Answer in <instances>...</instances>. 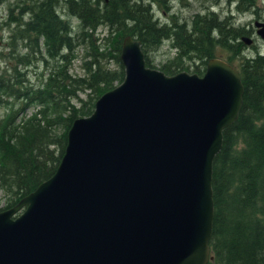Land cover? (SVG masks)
<instances>
[{"label":"water","instance_id":"95a60500","mask_svg":"<svg viewBox=\"0 0 264 264\" xmlns=\"http://www.w3.org/2000/svg\"><path fill=\"white\" fill-rule=\"evenodd\" d=\"M119 60L122 80L73 119L52 175L0 210V264L211 259V164L241 107L239 73L212 57L201 75H167L129 35Z\"/></svg>","mask_w":264,"mask_h":264},{"label":"trees","instance_id":"16d2710c","mask_svg":"<svg viewBox=\"0 0 264 264\" xmlns=\"http://www.w3.org/2000/svg\"><path fill=\"white\" fill-rule=\"evenodd\" d=\"M229 3L238 13L255 8V0ZM149 9L140 0H13L7 6L9 35L6 51L0 52L6 62L0 69V192L5 198L0 210L52 175L73 119L90 114L94 101L122 80V38L139 40L145 65L152 68L148 51L166 41L174 53L156 69L167 75H201L212 57L239 73L241 107L236 120L222 129L211 164V259L206 264H264V52L243 54L241 37H250L251 28L234 25L226 13L206 8L186 20L170 12L161 22ZM99 26L105 27L102 36L95 34ZM77 49L84 55L80 75L69 71ZM28 109L33 111L26 116Z\"/></svg>","mask_w":264,"mask_h":264},{"label":"rangeland","instance_id":"374dc122","mask_svg":"<svg viewBox=\"0 0 264 264\" xmlns=\"http://www.w3.org/2000/svg\"><path fill=\"white\" fill-rule=\"evenodd\" d=\"M13 0H3L0 2V52L6 51V48H4V44L7 40V36L9 35V30L7 24H5L6 19L8 18V10L7 6L11 4ZM148 0H143L141 3H146ZM168 1V5L165 3ZM225 0H221L219 3L214 2L212 8L210 7V3L212 0H162V2L165 4L163 5H156L155 7L152 6L149 9V13L151 14L152 18L158 19L161 22L164 21L167 14L170 12L176 13L180 16L182 19H189L195 12H203L204 7H207L208 9H211L215 12H217L220 15H224L225 13L228 15L230 12L231 14V22L235 25H242L245 28H251L252 31L249 34L250 37H252L251 44H246L245 48L243 50V54L245 55H251L255 52H264V42L256 36L253 29V22L255 20L257 21H264V0H255V8H253V12H243V13H237L233 9L234 4L229 3L228 5L225 4ZM207 3V4H206ZM172 4V5H171ZM212 5V4H211ZM162 7L168 8L169 11H166V9H162ZM202 7V8H201ZM217 7V8H216ZM13 13L16 14V11L14 10ZM14 14V15H15ZM27 16L24 15L23 19H26ZM233 20V21H232ZM72 21H74L72 19ZM75 22V21H74ZM73 22V23H74ZM12 26V24H10ZM99 32V33H98ZM96 35L102 36L105 34V27L99 26L96 31ZM252 45V46H251ZM174 53L172 48L168 47V43L166 41H163L159 47L156 49H151L147 53V57L150 60L151 65L154 68H158V66L165 61V59L172 56ZM1 54V53H0ZM75 57L70 62V69L69 71L73 74L80 75L83 73L82 69V63L84 59V55L81 54V52L77 49L74 52ZM220 58V57H219ZM5 60L1 58L0 56V69L5 67ZM110 67H114V64L110 63ZM41 69H35L34 71H40ZM82 96V95H81ZM33 111V109L25 110L23 114L26 116L29 115ZM4 114V108L3 105H0V117ZM5 204V198L2 197V192H0V207L4 206Z\"/></svg>","mask_w":264,"mask_h":264},{"label":"bare ground","instance_id":"6f19581e","mask_svg":"<svg viewBox=\"0 0 264 264\" xmlns=\"http://www.w3.org/2000/svg\"><path fill=\"white\" fill-rule=\"evenodd\" d=\"M142 1H143V0H142ZM142 1L140 0V2H142ZM187 1H188V0H187ZM214 1H215V0H214ZM222 1H223V0H222ZM225 1H227V0H225ZM225 1H224V2H225ZM154 2H155V1H154ZM161 3H162V2H161ZM144 4H145V3H144ZM206 4H207V3H206ZM211 4H212V5H211ZM148 5H149V4H147V6H148ZM171 5H172V4H171ZM212 6H214L213 3H210V7H211V8H212ZM201 8H202V7H201ZM206 8H207V7H204L203 10L206 9ZM216 8H217V7H216ZM208 10H209V9H208ZM230 13H231V12H230ZM230 13L228 14V15H230L229 17H231V14H230ZM237 13H238V12H237ZM221 18H222V17H221ZM232 21H233V20H232ZM235 25H236V24H235ZM252 25H253V29H254V33H255V29H256V27L254 26V24H252ZM15 26H17V25H15ZM251 31H252V29H251ZM98 33H99V32H98ZM255 34H256V33H255ZM256 36H257V35H256ZM257 37H258V36H257ZM250 38H252V37H250ZM258 38H259V37H258ZM251 42H252V39H251ZM250 44H251V43H250ZM245 45H246V44H245ZM247 45H248V44H247ZM168 47L171 48L169 45H168ZM172 55H173V54H172ZM218 58H219V57H218ZM221 59H222V58H221Z\"/></svg>","mask_w":264,"mask_h":264},{"label":"flooded vegetation","instance_id":"af4514ba","mask_svg":"<svg viewBox=\"0 0 264 264\" xmlns=\"http://www.w3.org/2000/svg\"><path fill=\"white\" fill-rule=\"evenodd\" d=\"M104 1L106 2L107 0H104ZM141 1H142V0H141ZM154 1H155V2H154ZM145 4H146V5L149 4L148 7H150V8H151L152 6L155 7V6L157 5L156 0H149L148 2L146 1Z\"/></svg>","mask_w":264,"mask_h":264}]
</instances>
